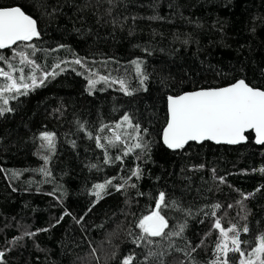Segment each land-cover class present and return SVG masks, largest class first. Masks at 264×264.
<instances>
[{
  "label": "trees",
  "instance_id": "obj_1",
  "mask_svg": "<svg viewBox=\"0 0 264 264\" xmlns=\"http://www.w3.org/2000/svg\"><path fill=\"white\" fill-rule=\"evenodd\" d=\"M12 6L40 34L0 49V68H23L26 83L35 65L38 83L57 74L27 95L5 94L16 98L0 116V264H213L217 219L236 226L247 253L264 234V145L248 132L240 145L171 150L161 132L169 96L241 79L264 89V0H0ZM42 132L55 134L54 151ZM136 142L144 147L125 156ZM109 180L97 201L94 186ZM161 192L165 232L184 230L147 244L138 224Z\"/></svg>",
  "mask_w": 264,
  "mask_h": 264
},
{
  "label": "snow or ice",
  "instance_id": "obj_2",
  "mask_svg": "<svg viewBox=\"0 0 264 264\" xmlns=\"http://www.w3.org/2000/svg\"><path fill=\"white\" fill-rule=\"evenodd\" d=\"M39 34L36 20L25 14L19 7H0V49L10 47L18 41H30L33 37H38ZM20 57L21 64H35L34 61L28 60L24 53H20ZM5 60L6 58L0 55V61ZM74 63L80 64L81 61L76 60ZM38 67V65H35L33 75L27 77V80L31 83L25 82L26 77L23 68L17 69L10 62L8 63L10 71L0 68V77L5 78L3 82H0V116L4 115L5 112L12 111L11 108L5 107V105L9 103V99L16 98L15 95L8 97L5 95L6 93L15 92L19 95H27L30 88L34 89L42 86L47 76L57 74L55 72L44 73L38 83L34 74L35 69ZM56 67L59 68L60 65H56ZM137 70L139 71L138 64ZM60 71H64V69L61 68ZM16 72H19L18 77L13 75ZM100 79L107 80L106 77ZM96 83L97 81L89 79V89L94 88ZM119 83L121 84V90L127 91L124 82L119 81ZM127 94L131 95L132 93L128 92ZM167 100L168 120L163 130V141L170 149H180L189 141L202 140H216L217 142L224 140L229 144H236L246 139L244 134L247 130H254L256 143L264 145V89L251 87L243 79L228 87L169 96ZM123 120L131 126L130 118L127 115L123 117ZM119 127L121 125L118 124L117 128ZM134 131L137 133V140H139V125H135ZM40 139L43 142L42 148L54 151V133L42 132ZM95 139L98 147H104L100 143V137ZM118 141H121V136L114 133V139H110L108 143L115 145ZM142 147L144 146L140 142H136L131 146L126 145L124 155L126 156L134 149H141ZM43 159L47 164L49 156L45 155ZM117 159L120 158L117 157ZM39 171L45 175H50L46 168H41ZM261 171H264V169H261ZM132 175L138 176L139 169L133 171ZM107 184H111V181L94 186L95 191L93 194L97 201L102 198L101 193ZM122 187L123 185L119 186L117 190ZM164 207H167V204L165 194L161 192L156 201V209L139 221L138 227L145 234L139 237L140 240L151 244L153 241L149 239L150 237L181 235L184 230L183 224L180 225L179 231L165 232V229L168 228V221L161 215V210ZM212 215L215 216V212ZM213 227L219 229L221 236L216 244L219 255L213 261V264H229V253L238 254L239 264H264V234H261L252 242L253 246L246 253L241 245L249 242L240 239V231L237 230L235 225L226 230L222 227L221 221L217 219ZM242 231L244 233L249 231L247 225L243 227ZM229 233H233V235L229 237ZM229 240L231 246H229ZM192 251H195V249ZM3 255L4 253L0 252V258ZM149 255L155 254L150 252ZM132 261L133 257L127 256L123 258L121 264H132Z\"/></svg>",
  "mask_w": 264,
  "mask_h": 264
},
{
  "label": "water",
  "instance_id": "obj_3",
  "mask_svg": "<svg viewBox=\"0 0 264 264\" xmlns=\"http://www.w3.org/2000/svg\"><path fill=\"white\" fill-rule=\"evenodd\" d=\"M12 7H18V6H12ZM20 8V7H19ZM21 9V8H20ZM22 10V9H21ZM23 11V10H22ZM24 12V11H23ZM25 13V12H24ZM26 14V13H25ZM19 42H22V41H18L17 43H19ZM15 45V44H14ZM14 45H11L10 47H7V48H11V47H13ZM263 73H264V70H263ZM238 81V80H237ZM236 81V82H237ZM236 82H234V83H236ZM234 83H232V84H234ZM232 84H229V85H226V86H222V87H212V88H200V89H196V90H191V91H185V92H183V93H180V94H178V95H175V96H179V95H183V94H185V93H190V92H195V91H200V90H207V89H214V88H224V87H228V86H230V85H232ZM250 86V85H249ZM252 87V86H251ZM167 104H168V100H167ZM167 104H166V107H167ZM167 120H168V107H167ZM166 125H167V121H166V123H165V125H164V127H163V129H162V132H161V141H162V143H163V145L166 147V148H168L167 147V145L164 143V141H163V130H164V128L166 127ZM248 132H251L252 134H253V136H254V141H255V143H256V135H255V131L254 130H247L246 132H245V137H246V133H248ZM205 141H207V142H211V143H213V144H223V145H231V146H235V145H240V144H244L246 141H247V137H246V139L245 140H243V141H241V142H239V143H236V144H229V143H227V142H225L224 140H221L220 142H217L216 140H202V141H189L188 143H201V142H205ZM188 143H186L185 145H187ZM257 145H262V144H258V143H256ZM184 145V146H185ZM168 149H170V148H168ZM172 150V149H171Z\"/></svg>",
  "mask_w": 264,
  "mask_h": 264
},
{
  "label": "rangeland",
  "instance_id": "obj_4",
  "mask_svg": "<svg viewBox=\"0 0 264 264\" xmlns=\"http://www.w3.org/2000/svg\"><path fill=\"white\" fill-rule=\"evenodd\" d=\"M137 68V67H136Z\"/></svg>",
  "mask_w": 264,
  "mask_h": 264
}]
</instances>
